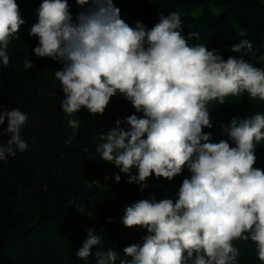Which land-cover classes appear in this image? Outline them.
Returning a JSON list of instances; mask_svg holds the SVG:
<instances>
[{"label":"clouds","instance_id":"clouds-1","mask_svg":"<svg viewBox=\"0 0 264 264\" xmlns=\"http://www.w3.org/2000/svg\"><path fill=\"white\" fill-rule=\"evenodd\" d=\"M76 3L90 6L73 21L68 0H43L38 22L29 32L38 38L34 54L62 65L54 72L64 95L62 111L68 116L81 109L102 115L111 98L120 94L143 117L129 115L127 128L117 120L115 127L100 133L99 157L141 190L153 174L171 181L185 166L191 172L175 202L141 199L126 207L123 225L146 229L147 235L142 245L123 249L130 260L120 264H237V240L251 241L264 264V170L254 167L257 145L264 141V114L233 117L221 126L227 139L219 142L203 131L213 127L210 102L222 105L226 97L243 93L264 101V68L243 59L252 43L241 39L231 48L241 57L225 60L204 44L189 46L179 12L161 14L147 29L142 22L132 27L121 19L114 0ZM23 24L16 0H0V62L5 67L9 43L19 38ZM33 66L25 59L26 70ZM27 120L18 107L7 110L0 103V126L7 122L3 131L9 134L0 145V161L28 149L21 136ZM67 123L75 136L80 121L72 118ZM71 139L65 143L71 144ZM114 178L121 180L119 174ZM101 242L90 230L76 255L86 260ZM95 255L96 264H116L120 256L114 249Z\"/></svg>","mask_w":264,"mask_h":264},{"label":"trees","instance_id":"trees-1","mask_svg":"<svg viewBox=\"0 0 264 264\" xmlns=\"http://www.w3.org/2000/svg\"><path fill=\"white\" fill-rule=\"evenodd\" d=\"M22 19L19 38L10 41L8 66L0 62V103L7 110L18 107L28 120L21 130L28 149L15 157L0 161V264H96L97 251L114 249L120 256L116 264L129 259L123 249L132 244L142 245L146 229L127 228L122 223L126 207L141 199H178L179 189L191 172L185 166L171 181L156 178L146 181L141 190L128 183V176L114 171L112 177L92 181L95 171L104 168L112 172L114 164L104 161L96 151L99 134L115 127L120 118L137 113L122 95L112 97L102 115H91L81 109L73 116L61 108L64 98L61 86L54 77L62 65L49 58H40L33 49L38 38L30 36L31 27L38 22L43 0H16ZM120 16L130 26L142 22L151 29L161 14L179 12L182 34L189 46L204 44L227 60L240 58L242 53L231 48L241 39H248L252 51L243 55L246 62L264 68V2L262 0H114ZM211 3L221 6L216 13ZM73 21L87 7L76 0H68ZM195 8L200 11L194 13ZM241 30L247 35L241 37ZM197 33V37L190 34ZM25 59L33 68H24ZM264 114V101L252 99L247 93L226 97L224 104L210 102L209 116L213 127L204 128L212 134V142L227 139L222 125H229L233 117L246 119L253 114ZM76 118L80 127L75 136L68 125ZM0 126V145L6 144L9 134ZM71 137V144L65 143ZM231 143V141H230ZM232 146H235L234 144ZM254 167L264 170V141L257 145ZM100 166L98 169L97 167ZM137 170L134 168L132 174ZM121 176L116 182L115 175ZM94 230L101 236V244L92 249L86 260L76 252L82 247L87 233ZM240 250L237 264H261L251 241H234Z\"/></svg>","mask_w":264,"mask_h":264},{"label":"rangeland","instance_id":"rangeland-1","mask_svg":"<svg viewBox=\"0 0 264 264\" xmlns=\"http://www.w3.org/2000/svg\"><path fill=\"white\" fill-rule=\"evenodd\" d=\"M262 2H264V0H262ZM85 6L88 8L90 5H85ZM210 8L216 13L221 12V9H222L221 6H219L216 3H211L210 4ZM199 11H200V8H195L193 10L194 13H197ZM126 117H128V116H126ZM126 117L119 119L122 122L121 126L124 127V128L128 127L127 124L125 123ZM99 167L100 166H98L97 169ZM103 170H104V168H99L98 171L93 172V173H95V175L92 176L93 177L92 181L99 182L102 179V177H106V176L107 177H112L113 176L112 174H113L114 171H120L116 166L113 168L112 172H109V173H106V174H103L104 173Z\"/></svg>","mask_w":264,"mask_h":264}]
</instances>
